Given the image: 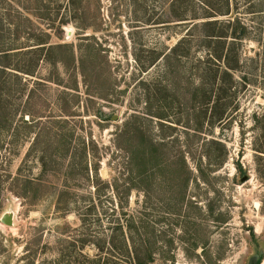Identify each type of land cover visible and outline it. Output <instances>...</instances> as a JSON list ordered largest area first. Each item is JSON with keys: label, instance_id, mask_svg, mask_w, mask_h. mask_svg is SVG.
<instances>
[{"label": "rangeland", "instance_id": "rangeland-1", "mask_svg": "<svg viewBox=\"0 0 264 264\" xmlns=\"http://www.w3.org/2000/svg\"><path fill=\"white\" fill-rule=\"evenodd\" d=\"M182 2L0 0V44L20 48L0 52V264H98L113 238L116 263L143 245L148 264H264V15L231 0L251 29L237 73L248 81L208 123L196 39L166 55L189 29L180 4L225 1ZM29 58L31 74L18 69Z\"/></svg>", "mask_w": 264, "mask_h": 264}, {"label": "trees", "instance_id": "trees-1", "mask_svg": "<svg viewBox=\"0 0 264 264\" xmlns=\"http://www.w3.org/2000/svg\"><path fill=\"white\" fill-rule=\"evenodd\" d=\"M186 3L189 0H183ZM223 8H209L206 6L203 8L202 12H196L186 8L187 6H182L183 10L177 13L178 21L185 22L186 26H189L188 32L179 40V42L170 50L166 55L168 58L172 56H187L190 54L192 44L191 41L193 38L196 39L197 48L201 49L204 53L203 56L199 57L198 62V77L199 84L197 90L203 92L204 99H207V103H212L211 109L209 111L210 115L208 116V123H214L215 121H220L224 119V112L219 111V107L226 106V98H231L232 96H238V93L243 88V85L246 86V81H248L247 75L238 76L237 73L242 70V52L239 49L240 43L248 40L250 36L249 31L251 30L249 25L242 19V15L239 11L240 6L239 2H234V6L231 3V0H224ZM246 13H259L264 15V0L249 3L245 8ZM3 13L0 11V24L3 21ZM228 16L227 19L221 20L219 17ZM261 23H264L261 22ZM203 28L207 30L205 33L195 34ZM221 29L217 31L216 29ZM2 27L0 28V32ZM3 34L0 33V41ZM30 37V36H29ZM264 40V36H262ZM49 42L44 38L37 43L38 51L41 54L46 51L47 44ZM20 48H16L14 42L12 44H0V52H4V55L12 53V51ZM50 49V48H49ZM2 54V53H1ZM152 58L149 60L147 67L153 66L161 55L159 52L157 55L152 53ZM33 58H29V62L26 66L21 69L22 72L31 74L33 73ZM5 67V66H4ZM7 67V66H6ZM240 70V71H241ZM241 80V81H240ZM244 82V83H242ZM242 86V87H241ZM227 107V106H226ZM208 113V111L206 112ZM206 116V115H205ZM207 117V116H206ZM254 120L257 126L260 125L259 130V143L255 142V160L258 163V170L262 173V178H264V107L261 112H256L254 114ZM218 142V140H214ZM212 141V142H213ZM220 143V142H219ZM143 153V157H145ZM223 163V162H222ZM222 163L218 164L221 166ZM238 168H242L241 165H238ZM109 242V247H106V242L98 244V253L97 258L93 260L94 263L102 264H148L152 260V254L150 248H145L141 245L140 252L143 253L141 256L137 252L136 259L134 262H118L116 263V258L114 257V251L117 246L114 238ZM84 246V244H83ZM128 252V246L124 245ZM121 251V250H120ZM85 259L88 260V254H82Z\"/></svg>", "mask_w": 264, "mask_h": 264}, {"label": "water", "instance_id": "water-1", "mask_svg": "<svg viewBox=\"0 0 264 264\" xmlns=\"http://www.w3.org/2000/svg\"><path fill=\"white\" fill-rule=\"evenodd\" d=\"M246 176L245 178L242 179V181L246 180ZM2 222L6 225L12 226L13 225V217L12 214L6 213L4 214V216L2 217Z\"/></svg>", "mask_w": 264, "mask_h": 264}]
</instances>
